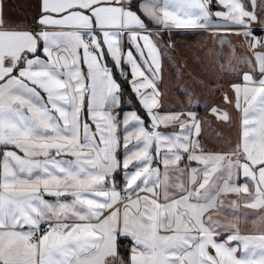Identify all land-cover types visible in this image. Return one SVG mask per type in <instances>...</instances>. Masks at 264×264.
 <instances>
[{"label": "snow or ice", "instance_id": "snow-or-ice-1", "mask_svg": "<svg viewBox=\"0 0 264 264\" xmlns=\"http://www.w3.org/2000/svg\"><path fill=\"white\" fill-rule=\"evenodd\" d=\"M257 22L264 0H39L31 20L0 0V264H264ZM185 30L248 45L208 109L236 128L226 150L191 108L164 107L162 61Z\"/></svg>", "mask_w": 264, "mask_h": 264}, {"label": "crops", "instance_id": "crops-1", "mask_svg": "<svg viewBox=\"0 0 264 264\" xmlns=\"http://www.w3.org/2000/svg\"><path fill=\"white\" fill-rule=\"evenodd\" d=\"M38 5L39 0H4L5 15L17 20L27 16L31 20L38 14ZM252 27L257 36H264V25L257 22ZM170 39L174 47L166 51L162 61L165 109L187 112L191 108L198 118L208 121L203 126L202 142L209 149L226 150L229 142L236 139V128L214 118L208 109L222 105L223 94L230 93L231 85L240 82L239 73L227 70V66L231 63L247 70V64L236 60L238 56L249 55L247 43L241 36L227 35L223 37L227 43L221 44L215 35L201 30H185L171 35ZM221 50L225 55H218ZM241 212L248 217L256 215L251 209L242 208ZM240 223L243 230H253L250 220L242 219Z\"/></svg>", "mask_w": 264, "mask_h": 264}, {"label": "trees", "instance_id": "trees-1", "mask_svg": "<svg viewBox=\"0 0 264 264\" xmlns=\"http://www.w3.org/2000/svg\"><path fill=\"white\" fill-rule=\"evenodd\" d=\"M120 82L122 83V87L125 90L126 94L131 96L133 95L132 91H131V83L130 81H124L123 78H120Z\"/></svg>", "mask_w": 264, "mask_h": 264}]
</instances>
